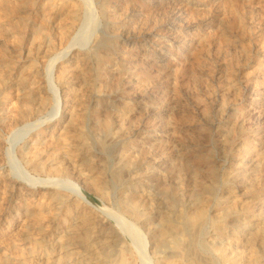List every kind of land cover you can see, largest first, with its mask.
<instances>
[{
    "label": "rangeland",
    "instance_id": "obj_1",
    "mask_svg": "<svg viewBox=\"0 0 264 264\" xmlns=\"http://www.w3.org/2000/svg\"><path fill=\"white\" fill-rule=\"evenodd\" d=\"M181 263L264 264V0H0V264Z\"/></svg>",
    "mask_w": 264,
    "mask_h": 264
},
{
    "label": "bare ground",
    "instance_id": "obj_2",
    "mask_svg": "<svg viewBox=\"0 0 264 264\" xmlns=\"http://www.w3.org/2000/svg\"><path fill=\"white\" fill-rule=\"evenodd\" d=\"M51 1H53V0H51ZM56 1V0H55ZM68 1V0H67ZM192 4V3H191ZM3 5V4H2ZM5 5V4H4ZM56 5V4H55ZM62 6V5H61ZM78 7V6H77ZM79 8V7H78ZM77 8V9H78ZM73 9V8H72ZM2 11V10H1ZM70 13V12H69ZM75 15V14H74ZM73 15V16H74ZM77 17V16H76ZM79 17V16H78ZM78 17L76 18V19H78ZM67 20V19H66ZM69 22H71V21H69ZM73 25V24H72ZM66 28V27H65ZM39 72V71H38ZM21 74V73H20ZM38 74V73H37ZM36 74V75H37ZM28 75V74H27ZM33 76V75H32ZM41 80V79H40ZM19 81V80H18ZM17 81V82H18ZM21 81V80H20ZM38 81V80H37ZM36 81V82H37ZM18 84V83H17ZM40 85V84H39ZM42 85V84H41ZM20 86V85H19ZM22 87V86H21ZM38 88V87H37ZM42 88V87H41ZM19 90V89H18ZM23 90V89H22ZM35 90V89H34ZM41 91V90H40ZM24 92H26V91H24ZM29 92V91H28ZM42 92V91H41ZM19 94V93H18ZM36 95V94H35ZM9 96V95H8ZM24 98V97H23ZM29 99V98H28ZM32 99V98H31ZM24 100V99H23ZM25 100H27V99H25ZM37 100V99H36ZM35 101V100H34ZM39 101V100H38ZM10 103V102H9ZM14 103V102H13ZM25 103V102H24ZM15 105H16V103H15ZM21 110V109H20ZM80 110V109H79ZM15 111V110H14ZM16 114V113H15ZM77 115V114H76ZM17 116V115H16ZM80 116H83V115H80ZM80 116H78V117H80ZM16 118V117H15ZM72 118V117H71ZM83 118V117H82ZM72 120V119H71ZM73 121V120H72ZM73 123V122H72ZM78 124V123H77ZM75 127V126H74ZM52 128V127H51ZM68 128V127H67ZM83 133V132H82ZM67 134V133H66ZM61 135V134H60ZM69 135V134H68ZM64 136V135H63ZM76 136V135H75ZM79 136V135H78ZM63 138V137H62ZM56 141V140H55ZM79 141V140H78ZM79 142H81V141H79ZM86 143V142H85ZM59 144V143H58ZM67 145V144H66ZM70 145H72L71 143H70ZM60 147V146H59ZM77 147V146H76ZM79 147V146H78ZM81 147H83V146H81ZM58 148V147H57ZM67 148H69L68 146H67ZM90 149V148H89ZM66 150V149H65ZM70 150V149H69ZM83 150V149H82ZM32 152H34V151H32ZM31 153V152H30ZM67 153H68V151H67ZM39 154V153H38ZM36 156V155H35ZM34 158H37V157H34ZM116 172V171H115ZM206 220V214L203 212V211H201V212H199V213H197L196 214V216H194L193 218H190V221H189V223H190V225H198V224H200V222H204ZM198 227H199V225H198ZM173 228V227H172ZM194 228V227H193ZM168 229V228H167ZM160 233V232H159ZM169 233H170V231H169ZM168 234V231H163V232H161V236H160V240L158 241L159 243H158V245H164L165 244V242H167V239L168 238H165V236ZM159 236V235H158ZM159 238V237H158ZM193 242V241H192ZM199 250V249H198ZM237 250V249H236ZM179 251V250H178ZM198 252V251H197ZM182 253V252H181ZM180 254V253H179ZM235 255V254H234ZM238 255V254H237ZM180 256H181V254H180ZM237 257V256H236ZM178 261V260H177ZM177 261H176V263H177ZM162 263H165V262H162ZM175 263V262H174ZM182 264V263H181Z\"/></svg>",
    "mask_w": 264,
    "mask_h": 264
},
{
    "label": "water",
    "instance_id": "obj_3",
    "mask_svg": "<svg viewBox=\"0 0 264 264\" xmlns=\"http://www.w3.org/2000/svg\"><path fill=\"white\" fill-rule=\"evenodd\" d=\"M87 198V197H86ZM88 199V198H87Z\"/></svg>",
    "mask_w": 264,
    "mask_h": 264
}]
</instances>
